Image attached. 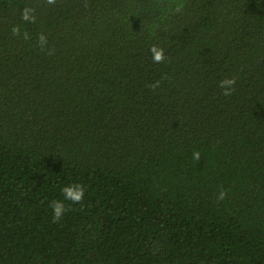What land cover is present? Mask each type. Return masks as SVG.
Masks as SVG:
<instances>
[{
  "label": "trees",
  "instance_id": "16d2710c",
  "mask_svg": "<svg viewBox=\"0 0 264 264\" xmlns=\"http://www.w3.org/2000/svg\"><path fill=\"white\" fill-rule=\"evenodd\" d=\"M0 264H264V0H0Z\"/></svg>",
  "mask_w": 264,
  "mask_h": 264
},
{
  "label": "clouds",
  "instance_id": "9594fccd",
  "mask_svg": "<svg viewBox=\"0 0 264 264\" xmlns=\"http://www.w3.org/2000/svg\"><path fill=\"white\" fill-rule=\"evenodd\" d=\"M48 4H54L55 0H47ZM25 19H28V16L25 15ZM14 33L18 32V29L13 30ZM27 38V36H26ZM40 40L43 43H46V38L41 35ZM150 52L152 53V59L154 63H163L166 59L164 55V50L162 48H158L157 46L153 45L150 49ZM236 80L234 78H225L219 82V86L224 89L223 95L230 96L234 90L233 86L235 85ZM193 159L199 160L200 159V152L195 151L193 153ZM61 193L64 197V200L68 201L70 200L73 204H79L83 199L85 195V189L82 184H71L67 185L64 188L61 189ZM226 197L225 191H220L219 193V200H223ZM50 207L53 209V222H58L62 215L68 211V209L65 207L64 201L55 200L52 201L50 204Z\"/></svg>",
  "mask_w": 264,
  "mask_h": 264
}]
</instances>
